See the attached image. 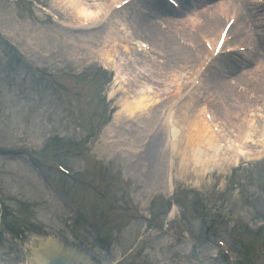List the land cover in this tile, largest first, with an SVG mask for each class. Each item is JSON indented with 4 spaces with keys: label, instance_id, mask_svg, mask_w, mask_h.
<instances>
[{
    "label": "rangeland",
    "instance_id": "rangeland-1",
    "mask_svg": "<svg viewBox=\"0 0 264 264\" xmlns=\"http://www.w3.org/2000/svg\"><path fill=\"white\" fill-rule=\"evenodd\" d=\"M42 1L49 8L55 3V0ZM126 10L123 17L128 21L130 10ZM56 12L61 20L72 21L73 16L66 18ZM0 23L12 28L22 26V34L28 35L31 31L34 36L40 35L50 49L48 53L41 46L49 55L42 59L22 47L26 56L22 57L0 38V171L9 172L0 174V193L23 220L21 224H26L25 219L30 217L35 225L38 218L36 225L43 223L49 234L40 238L36 235L37 226L26 228L31 229L30 243L18 233V223L8 222L14 232L0 233L1 264H34L31 244L48 237L60 246L71 248L77 253V260L89 264H109L110 260L122 259L125 261L120 264H264V229L249 232L244 227V224L256 226L264 221V155L256 161H240L235 170L227 167L208 174L205 180L194 177L196 173L192 170L179 173L181 166L177 159L178 165L172 169L174 191L184 214L170 216L169 193L154 201L149 213L151 218L144 217L146 212L133 210L129 201L125 204L130 207L124 208L116 203L117 172L112 162L106 166L93 158L87 159V151L93 157L100 156L104 143L100 136L113 120L118 110L117 99L122 97L115 91V80L103 74L100 67L106 64L99 54L104 46L102 32L106 28L101 34L82 35L85 38L82 41L76 37L77 33L33 10L29 3L19 6L2 0ZM107 26L115 30L110 23ZM71 34L74 35L70 41ZM18 42L28 47L25 41ZM181 43L193 46L189 42ZM176 60L180 61V57ZM151 65L149 60L142 65L148 78L140 81L151 85L157 82L166 93L172 92V80L178 71L169 65L158 75ZM193 65H187L188 71ZM181 110L184 112V105ZM53 131L63 132L67 141H46L45 136ZM157 140L161 142V138ZM33 141L42 148V163H39L62 194L67 190L78 197V188L93 190H87L86 197L81 195L87 198L86 213H81L78 205L71 202L76 213L72 212L47 188L39 174V155L27 153ZM257 146L260 145H253ZM53 157L74 175L76 169H86V177H63L55 170ZM107 158L105 156L104 160ZM153 163L161 169L155 158ZM191 165L189 167H193ZM165 166L166 159L164 172ZM15 197H20L21 203ZM81 221L86 224L82 225ZM94 235L111 255L97 247ZM217 241L225 243L231 252L230 260L224 258L216 246Z\"/></svg>",
    "mask_w": 264,
    "mask_h": 264
},
{
    "label": "bare ground",
    "instance_id": "bare-ground-1",
    "mask_svg": "<svg viewBox=\"0 0 264 264\" xmlns=\"http://www.w3.org/2000/svg\"><path fill=\"white\" fill-rule=\"evenodd\" d=\"M63 1L73 8L76 16L78 15L80 19L84 18V22H86L88 21L87 18L95 19L103 10L119 0H59L60 3ZM86 1L88 2L87 4ZM180 2L183 4L185 10L182 11V13L169 14V17L168 13L165 12V10L167 11V8H165V10L162 9V2L158 0H150L149 4L146 5L142 11L141 9L135 10L136 14L138 12L139 14H144L150 17V10L153 7L157 9V12L163 15L166 23H169L168 28H164L159 25L157 26L152 22V25L145 30L148 31L147 34H149V31L151 30L153 31V36L157 34L158 36L156 37V40L158 37H161L166 41L171 42L170 44H179L180 48H184L181 52V64H173V62H171L173 57H168L169 53L164 50L166 45L164 44L165 41L161 44L163 49L157 52L158 59H162L166 63L170 62L169 65H172L173 68L180 72L179 78L185 74L186 70H189L187 69V65L190 62H193L194 65L190 66L191 70L187 72L186 75H190L191 72L199 67L207 55V51L203 46V40H208L214 44L219 38L225 22L234 15L237 8L247 10V13L253 18V24L245 19L246 15L244 18H241L234 23L229 31V36L239 37L237 35L238 32L243 33V35L240 40L230 42L229 47H233L237 44L255 47V43L260 36L263 42V49H261L263 51L262 58H259L257 54L255 56L247 53H243L241 57L234 54L218 57L203 74L202 83L199 88L204 96H209V100H213L212 107L214 114L216 115V118L218 115L221 117L220 119H217L220 120L225 132L229 135L228 138H232L235 143L238 141L242 147L244 146L247 149L245 151L251 152L252 154L250 156L252 159L260 158L264 155V6L253 5L251 3L252 0H190L189 3H187L186 0H180ZM64 5L66 6V4ZM77 30H80V33H84V35L87 34V32H90V30L85 29L83 25H78ZM255 30L257 32L255 37L249 35L250 33L253 34ZM147 36L150 37L151 34ZM183 36L187 38L193 46L187 45V47H184L179 41H177L178 37L182 38ZM95 40L96 42H99V37H96ZM108 40H112V42L115 41L112 31L108 32L107 37L103 38V43H108ZM117 41L118 39L116 42ZM155 43V41L152 42L153 47L157 46ZM153 47L152 49H154ZM121 49L122 52L127 54L132 50V48H129L126 45H122ZM134 51L136 56L143 57L142 63L147 62V59L143 55L144 53H139L136 50ZM132 54L131 57L134 58ZM103 56L106 61L111 60L110 51L104 52ZM123 58L126 57L123 56ZM135 63L136 62H134V64ZM152 64L153 69L160 66L156 61H152ZM252 64H255V68L251 66ZM233 76L236 77L231 78ZM178 80H175L174 82L172 80V83L176 84L174 93L177 94L181 91ZM240 87L246 93L249 92L250 94L251 91L249 96L251 97V100H253V106L256 107L258 105L261 109L259 111L260 114L258 120L252 119L249 121L252 123L256 135H254L253 132H245L241 125L232 122L237 114L235 112L231 113L226 106V98L221 97V95L226 92L231 94L237 93V95H240L238 93ZM147 88L148 86L139 90L135 89L132 101L125 99V97L117 100L119 103V111L115 115L108 131L111 135L113 134L111 141L112 147L109 149L118 150L121 154L126 155L130 159L137 156L135 162L133 159L129 164L124 163V168L126 175L129 176L128 178L137 181L133 189V191L137 192L134 206L141 209L146 206V203L144 202L145 197H148L151 194L154 196L156 191L165 189L166 184L168 186L173 184V177L171 175L173 165L170 163L168 164L169 174L166 184L162 181H155L157 183L151 184L152 182L149 183L148 179L146 180L143 176H137L139 170L142 172L145 167L149 166L147 161L148 151L150 153L154 151L152 147L154 140L153 138L152 140L150 139L152 133L157 137L160 134V131L163 130L165 139L164 147L162 148L163 155L165 154V147L167 152V138L170 134L172 135L174 142V149L172 152L177 149L179 151V148L183 143L181 147L182 161L186 163L193 162L196 165H200L201 167L196 171L202 178H204L205 175L211 174L216 165H221L217 169L221 171L222 166L224 165L223 162L231 164L238 160V158L232 154V151V153L222 151L223 146L220 143V138L212 132L209 124L203 116V110H205L206 107L200 108L198 116L189 118V130L186 134H181L178 127L173 123L172 108L167 109V105L170 101H168V103L167 101L163 102L161 100V94L153 98L149 94L150 88L146 91ZM214 91L217 93L215 96L213 95ZM201 93L199 95H201ZM111 94H114V90ZM173 100L176 99L174 98ZM258 101H260L261 104H258ZM188 103L189 105H192L193 103L196 104L197 101L195 100V97H190L188 98ZM158 104H160L158 108L153 109V107ZM227 119L231 126L226 121ZM133 121H138V126L136 128L127 125L128 122H131L132 124ZM255 138L259 140L260 146L255 148L253 145L248 146L247 143L249 142H257ZM127 139H131L130 141L136 145L135 148H133L132 155L127 152L128 148L125 145ZM144 140H148L146 145L143 144ZM239 144H234V147L231 143L229 144V146L234 148L235 154L238 151L244 152V149H242V147L240 148ZM120 147L123 149H120ZM158 147L160 146L158 145ZM154 152L155 155H158L161 150L159 151L155 145ZM121 196L122 192L120 191L118 192V197ZM35 260L39 264H51V261H65L66 264H87L84 260H79L81 261L79 262L78 260L72 259L69 253L64 252L59 246L53 244L51 241L40 244V247L35 254Z\"/></svg>",
    "mask_w": 264,
    "mask_h": 264
}]
</instances>
